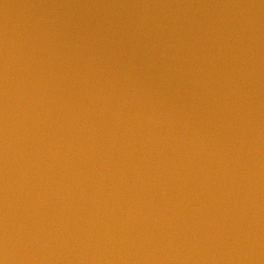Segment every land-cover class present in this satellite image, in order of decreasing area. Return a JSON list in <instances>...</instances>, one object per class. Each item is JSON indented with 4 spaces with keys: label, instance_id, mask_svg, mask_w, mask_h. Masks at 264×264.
<instances>
[{
    "label": "water",
    "instance_id": "obj_1",
    "mask_svg": "<svg viewBox=\"0 0 264 264\" xmlns=\"http://www.w3.org/2000/svg\"><path fill=\"white\" fill-rule=\"evenodd\" d=\"M0 264H264V0H0Z\"/></svg>",
    "mask_w": 264,
    "mask_h": 264
}]
</instances>
